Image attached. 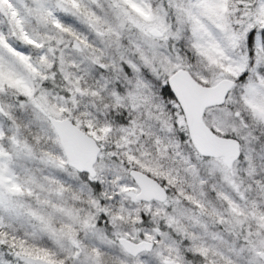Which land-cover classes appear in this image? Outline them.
<instances>
[{"label":"snow or ice","instance_id":"1","mask_svg":"<svg viewBox=\"0 0 264 264\" xmlns=\"http://www.w3.org/2000/svg\"><path fill=\"white\" fill-rule=\"evenodd\" d=\"M0 264H264V0H0Z\"/></svg>","mask_w":264,"mask_h":264}]
</instances>
